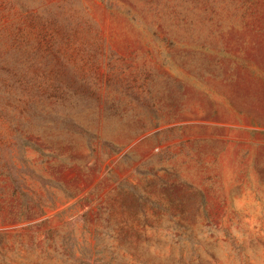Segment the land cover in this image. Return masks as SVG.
<instances>
[{
  "label": "rangeland",
  "instance_id": "1",
  "mask_svg": "<svg viewBox=\"0 0 264 264\" xmlns=\"http://www.w3.org/2000/svg\"><path fill=\"white\" fill-rule=\"evenodd\" d=\"M69 4L0 0V264H264V0Z\"/></svg>",
  "mask_w": 264,
  "mask_h": 264
},
{
  "label": "crops",
  "instance_id": "2",
  "mask_svg": "<svg viewBox=\"0 0 264 264\" xmlns=\"http://www.w3.org/2000/svg\"><path fill=\"white\" fill-rule=\"evenodd\" d=\"M52 2H70V7L104 9H243L253 0H46ZM74 2L75 4H72ZM56 6V5H54ZM64 6V5H61Z\"/></svg>",
  "mask_w": 264,
  "mask_h": 264
}]
</instances>
